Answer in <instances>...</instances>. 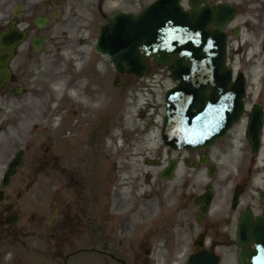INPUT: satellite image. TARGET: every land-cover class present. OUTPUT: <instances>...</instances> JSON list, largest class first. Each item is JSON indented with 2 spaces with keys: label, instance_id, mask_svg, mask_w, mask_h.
Listing matches in <instances>:
<instances>
[{
  "label": "flooded vegetation",
  "instance_id": "obj_1",
  "mask_svg": "<svg viewBox=\"0 0 264 264\" xmlns=\"http://www.w3.org/2000/svg\"><path fill=\"white\" fill-rule=\"evenodd\" d=\"M80 1L0 0V32L24 34L6 64L9 78L0 87V264H154L158 260L184 264L201 254L218 256L221 264L235 246L242 213L253 219L264 213V0L203 2L234 11L224 29L227 66L232 80L240 74L244 77V113L211 147L182 151L163 147L160 155L145 159L146 164L160 167L155 177L144 176L150 198L161 196L167 188L163 186L171 182L159 175L173 161L177 165L173 179L178 181L169 188V199L158 203L159 226L135 227L121 238L116 236V204L106 195L98 147L80 142L69 146L61 138L47 136L23 109L27 88L36 73L47 68L53 51L63 53L72 41L78 46L92 41L90 53L101 58L94 42L100 27L116 12L111 9L116 0H88L92 20L86 28L73 21ZM180 2L188 9V0ZM255 107L263 116L256 154L254 132L251 139L245 134ZM16 160L20 163L15 172L2 185ZM219 187L228 189L229 198L213 215ZM209 192L213 198L204 213L195 201ZM156 232L167 242L165 254L158 255Z\"/></svg>",
  "mask_w": 264,
  "mask_h": 264
},
{
  "label": "rangeland",
  "instance_id": "obj_2",
  "mask_svg": "<svg viewBox=\"0 0 264 264\" xmlns=\"http://www.w3.org/2000/svg\"><path fill=\"white\" fill-rule=\"evenodd\" d=\"M147 2L148 0H116V10L137 12ZM86 4L88 0H81L75 10L76 17L73 21L78 28H86L92 20L89 17L91 9ZM91 44L90 41L86 43L87 46H78L72 41L63 53L53 51L48 70L38 71L27 88L23 96L26 100L23 109L29 111L27 115H30L33 122L39 123L46 130L47 136L68 134L63 138L69 146L81 142L83 135H91L89 133L93 127L94 134H98V146L101 147L100 153L104 158L103 183L107 185L111 176L115 181L111 193L107 194L111 197L112 205L116 204V236L128 237L133 233V228L144 227L141 224L148 225L157 218L159 201L169 199V188L175 187L178 181L174 179L166 183L163 188H167L158 198H150L149 186L144 181L146 173L158 170L145 165L144 160L154 157L156 153L160 155L164 94L175 85V81L170 78L168 68L157 67L149 61L150 70L144 78L121 75L122 84L114 87L113 82L119 74L109 70L106 61L91 55L88 47ZM56 87L61 89L58 93L54 90ZM141 131L147 133L140 134ZM141 135L142 142H138L137 138ZM124 144L125 147L121 146ZM228 198V189L219 187L212 207H223ZM149 226L156 228L159 224L151 223ZM160 234L161 232H156L155 236ZM158 240L155 244L159 249L158 255L165 254L167 242L164 237ZM154 264L181 262L158 260ZM223 264H237L235 247L224 255Z\"/></svg>",
  "mask_w": 264,
  "mask_h": 264
},
{
  "label": "water",
  "instance_id": "obj_3",
  "mask_svg": "<svg viewBox=\"0 0 264 264\" xmlns=\"http://www.w3.org/2000/svg\"><path fill=\"white\" fill-rule=\"evenodd\" d=\"M223 12L208 7L184 11L179 0H155L138 15L112 14L100 29L95 51L107 57L119 73L144 76V58L149 57L159 66L170 67V76L178 84L165 94L162 139L174 149L212 145L242 114L243 81L239 78L230 84V70L225 66L223 28L232 13L222 17ZM19 40L0 35V80L7 75L5 62ZM258 112L249 123L256 126V140L262 123ZM173 167L171 164L163 175L171 177ZM209 201L210 195L200 201L203 211ZM236 244L238 264H264V213L254 222L247 213L242 215ZM217 263L213 260L211 264ZM186 264L207 263L191 257Z\"/></svg>",
  "mask_w": 264,
  "mask_h": 264
},
{
  "label": "bare ground",
  "instance_id": "obj_4",
  "mask_svg": "<svg viewBox=\"0 0 264 264\" xmlns=\"http://www.w3.org/2000/svg\"><path fill=\"white\" fill-rule=\"evenodd\" d=\"M54 90L58 93V91L61 90V89H59V88L56 87ZM70 94L72 95V92H70ZM126 200H127V198H126ZM139 215H140V213L138 212L137 213V216H139Z\"/></svg>",
  "mask_w": 264,
  "mask_h": 264
}]
</instances>
